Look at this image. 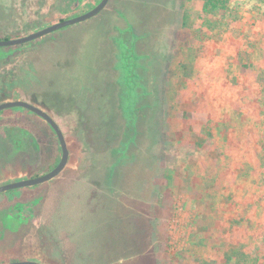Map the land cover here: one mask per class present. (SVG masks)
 Instances as JSON below:
<instances>
[{"label":"rangeland","instance_id":"374dc122","mask_svg":"<svg viewBox=\"0 0 264 264\" xmlns=\"http://www.w3.org/2000/svg\"><path fill=\"white\" fill-rule=\"evenodd\" d=\"M100 1L65 12L69 0H0V38L26 36ZM232 1H242L245 22L257 16L264 28V0ZM200 11L193 0H110L90 21L8 48L10 97L38 99L70 150L65 171L35 194L44 203L34 206L31 228L41 236L23 238L25 250L13 236L20 257L101 264L97 249H105L109 235L105 264L136 253L137 264H233L228 242L264 233L259 77L252 81L244 71L240 80L229 63L235 50L221 53L215 40L205 41L218 27L208 21L204 32ZM231 28L236 43L251 37L239 24ZM250 104L263 112V123L247 114ZM44 144L48 168L56 146ZM22 159L8 164L9 175L25 173ZM40 161L34 157L32 169ZM234 218L257 226L230 233L227 220Z\"/></svg>","mask_w":264,"mask_h":264},{"label":"flooded vegetation","instance_id":"af4514ba","mask_svg":"<svg viewBox=\"0 0 264 264\" xmlns=\"http://www.w3.org/2000/svg\"><path fill=\"white\" fill-rule=\"evenodd\" d=\"M85 1L86 0H69V4L65 5L64 6L65 8L63 10L65 12H76L82 7ZM77 16H73L67 19H71ZM67 19H63V20H67ZM82 23H78L76 25ZM70 27L72 26L63 29H67ZM5 40H14V39L0 38V41H5ZM30 43L31 42L22 45L0 47V106L13 101L27 102L49 114L51 118L60 127L58 120L54 118V115L51 113V111L46 110L43 107V105H41L38 102V99H35V101L34 100L29 101L27 99H23L22 97H18L17 95L10 97V94H13L14 89L12 88L11 79H8V56H9L8 48L24 47ZM18 115H21L20 119L18 118ZM24 117L25 120L26 121L28 120L31 124H29L28 121L24 123L23 121ZM44 142H49V143L51 142L53 144L55 142L54 145L56 146V155L54 156L53 153L54 157L52 158V160L49 161L50 166L48 168H46V166L44 165V152H45ZM37 156L39 157V160H41L40 162H42V165L37 166L35 169L34 168L32 169L33 165H31L30 163L32 162L33 158L34 157L37 158ZM20 158H23L21 162L26 163L27 170L25 171V173L24 171H22L24 173L23 175H21L22 172H20V175L17 176L9 175L8 164L14 161L18 162ZM60 160H61V146L58 137L50 124H48L45 120L37 116L35 113L25 108L4 109L0 111V188L6 187L12 183L35 179L44 176L50 173L51 171H53L56 168V166L59 164ZM69 160H70V155H69ZM62 173H60L59 175H61ZM57 177L46 183L0 192V264H15L22 262H35L39 264H60L59 258L51 257L48 254L40 255L38 257L37 256L20 257L18 255V248L20 247L19 245H17L18 246L17 250L13 251V247H16V245L15 246L13 245V242L15 241L14 239L15 237L13 236L17 235L20 237L19 241L20 242L23 241L24 243V245L22 246L23 250H25V247L27 246L26 245L27 242H25V240H27L28 237L32 235L33 232H34L33 234L37 235L38 237L41 236L40 229L31 228L32 222L34 221V217H35L34 206L44 203V197L43 196L40 197L35 194L45 185L53 182ZM44 230L49 232V229H44ZM23 238H25V240ZM43 239L44 238H42V240Z\"/></svg>","mask_w":264,"mask_h":264},{"label":"trees","instance_id":"16d2710c","mask_svg":"<svg viewBox=\"0 0 264 264\" xmlns=\"http://www.w3.org/2000/svg\"><path fill=\"white\" fill-rule=\"evenodd\" d=\"M196 4H198L199 7H201L200 15H201V21L205 25L204 32L206 30L207 33L211 30L209 22L215 23L213 27H218V35L210 34V38H206V42L210 41L211 39L215 40L216 45L219 46V50L221 51H229L231 49L235 50V55L231 57L232 62L231 66L233 65L234 69L238 71L239 79L244 80L246 76L243 74L244 71H248L247 76L251 77V80L255 79L256 77H259V81L254 85L255 93H254V101L260 105H264V97L257 99V95L259 92L264 93V38L260 37L262 34L264 35V28L262 29L258 25V18L257 16H254L253 18H249L247 22H245V16L246 11H244L241 8L240 4H243L242 1H232V0H193ZM233 4L231 5V3ZM191 12H187V16L185 18V21H189V18L193 16V9L190 10ZM243 12V14H242ZM248 14V13H247ZM264 19V18H262ZM199 20V23H201ZM209 21V22H208ZM264 22V21H263ZM239 24L241 27L246 29L247 31H250L251 37H249V40H246V34L243 36L242 39H240L237 43L234 40V34L231 31L232 28H234L235 25ZM185 25V24H184ZM187 27V25H185ZM230 28V29H229ZM240 35V34H239ZM242 36V35H241ZM182 43L186 44L185 38L181 37ZM188 39V38H187ZM204 42V43H206ZM262 42V44H261ZM247 43V45H245ZM232 44V45H231ZM248 46V53L245 60L242 58V61L238 59L237 53H240L243 48H246ZM196 54L199 56V53H204L205 49L202 47H196ZM257 52H260L261 57L256 56L255 54H258ZM220 53V55H221ZM242 55V54H241ZM236 76V75H235ZM238 79L235 77L234 79V85ZM245 105H237L240 110L243 109V106ZM256 105V104H255ZM254 104L248 107L250 108L249 114L251 117H254L255 119H260L259 123H263L261 121V116L263 112L257 110V106ZM245 111H247V109ZM264 149V143L262 145L261 150ZM259 154V151L256 152V155ZM261 163H264V159L261 158ZM255 166V162H252ZM99 225H103V220L97 222ZM227 224L230 228L228 230L230 233L234 232L235 226L243 225L249 227L251 230H254V228L257 226L254 224V222L251 219H240V218H234L227 220ZM94 226H97L94 223ZM227 231V230H226ZM108 244L105 245V249H97L98 255L96 258L100 260L101 264L103 263L104 259H107V256L109 257L112 253L111 244L113 240H110V236H107ZM102 239L100 238V241ZM259 241H262L259 242ZM260 245V246H258ZM227 246L229 247V251H231V256L228 261L233 262V264H264V250L261 247H264V233H257V234H248L243 239L236 240L234 242H228ZM139 255L142 254H135L134 256L131 255L120 257L116 260H113L111 262H108L106 264H137L134 263L137 260H139Z\"/></svg>","mask_w":264,"mask_h":264},{"label":"water","instance_id":"95a60500","mask_svg":"<svg viewBox=\"0 0 264 264\" xmlns=\"http://www.w3.org/2000/svg\"><path fill=\"white\" fill-rule=\"evenodd\" d=\"M109 1L110 0H101V2L95 8H93L92 10H90L89 12H87L83 15H80V16H77V17H74L71 19L60 21V22L53 24L47 28H44V29L39 30V31L34 32V33H31L28 36L18 38V39H14V40L0 41V47L22 45V44H25L28 42H32L36 39H39L45 35H48L50 33L55 32V31L61 30L63 28L88 21V20L96 17L98 14H100L106 8ZM128 83H129V81H128ZM15 108L28 109L31 112L35 113L40 118H42L43 120H45L48 124L51 125V127L53 128V130L55 131V133L58 137V140H59V143L61 146V160H60L59 164L56 166V168L53 171H51L50 173H48L44 176H41L39 178L24 180L21 182L9 184L6 187L0 188V192L46 183V182L54 179L55 177H57L60 173H62L64 171V169L66 168L68 161H69L70 152H69V149L67 146L65 136H64L61 128L51 118V116L49 114H47L46 112H44L40 108H37V107H35V106H33L27 102H23V101H13V102H8L7 104H3L0 106V111L4 110V109H15ZM15 264H39V263L22 262V263H15Z\"/></svg>","mask_w":264,"mask_h":264}]
</instances>
